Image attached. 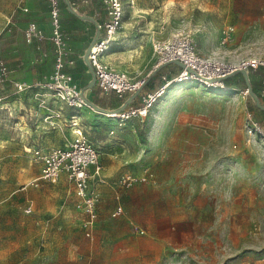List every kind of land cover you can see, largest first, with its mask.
<instances>
[{
    "label": "rangeland",
    "instance_id": "obj_1",
    "mask_svg": "<svg viewBox=\"0 0 264 264\" xmlns=\"http://www.w3.org/2000/svg\"><path fill=\"white\" fill-rule=\"evenodd\" d=\"M72 1L70 6L79 11ZM250 1L121 0L124 12L121 28L117 32L119 45L115 46L123 47L116 50L137 49L142 44L141 54L124 64L127 67L140 65L147 68L155 59V54L151 48V40L146 35L153 34L154 38L164 39L174 31L181 30L192 36L197 51L198 45L207 47L208 44L210 51H221L210 57L213 59L234 63L242 58L264 57V6L262 0H256L257 5L250 7ZM75 2L78 3L77 0ZM22 4L29 10L23 11ZM60 11L67 43H82L84 49L89 41V33L83 34L81 24L71 22L72 16L65 7L61 6ZM18 13L33 14L34 22L37 23L49 19V9L43 10L39 0H0V33L14 25L13 19ZM227 26H231L233 32L222 43L223 31ZM211 39H214V45L211 44ZM16 47L22 50L21 55L25 61L35 57L33 46L22 43ZM69 57L74 60V74L79 76L83 65L90 72L89 66L84 61L81 63L80 56ZM124 64L116 63L122 67ZM167 66L170 71L176 67L174 64H167L161 69ZM38 67L39 71L46 70L51 67V63L49 61ZM146 71L141 75L145 76ZM261 71L264 74V68ZM239 74L236 72L227 80L231 81ZM257 78L258 76L250 73L253 85ZM245 88L247 86L226 91H207L202 86L188 82L171 84L155 102L169 96L174 100L168 107L176 113L179 111L175 109H181L183 104L188 106L185 112L189 115L198 111L204 116L216 117L220 142H230L232 145L230 154L234 161L230 162L229 170L235 185L236 214L230 218L228 234L234 248L223 247V234H219L218 240L213 242L211 260L215 262L218 258L220 264H264V112L251 109L248 89L247 93L240 92ZM261 90L263 89L258 91V100L264 106V93L261 95ZM83 95L90 103L95 97L103 99L101 94H90L89 88L84 89ZM209 96L219 99L215 106L205 102ZM1 97L0 264H36L34 257L41 255L44 249L42 235L46 239L51 238V226L56 222H60V231H63L64 226L69 224V219L73 218L77 200L69 180L61 179L57 183H51L38 178L41 165L24 148L52 147L72 139L68 129L70 114L79 119L88 142L98 144L97 136H93L96 131L93 130V123L99 120L97 117L100 114L92 107L73 111L59 99H54L50 93L38 88L15 92L12 98L10 93L3 92ZM93 112L95 118L92 121L84 116ZM147 116L148 114L145 118ZM28 208L30 211L25 212ZM48 229L50 233L47 232ZM53 229H56V224ZM207 250L205 247V252Z\"/></svg>",
    "mask_w": 264,
    "mask_h": 264
},
{
    "label": "crops",
    "instance_id": "obj_2",
    "mask_svg": "<svg viewBox=\"0 0 264 264\" xmlns=\"http://www.w3.org/2000/svg\"><path fill=\"white\" fill-rule=\"evenodd\" d=\"M97 1L101 4L100 0ZM77 2L72 1L80 9L85 7L89 0ZM255 2L257 3L256 0H251L250 7H255ZM262 3L264 6V0ZM21 8L23 11L29 10L24 4ZM102 8L104 18L101 19L94 9L89 11L93 22L79 23L82 33H89V41L84 49L82 43H67L69 56H80L82 63L84 51L91 43L92 28L96 29L95 22L106 19L104 7ZM70 20L74 24L78 23L72 17ZM31 23L48 35L49 19L42 23L30 22L28 25ZM100 36L101 33L97 37ZM146 37L148 40L154 38L153 34ZM24 42V45L33 46L35 57L29 62L35 61L37 67L27 76H18L14 82L36 83L52 71L53 58L49 55L51 50L44 52L41 48L42 45L52 44L47 38L32 39L28 42L24 38ZM210 42L212 45L215 43L214 39ZM115 45H119L117 39L113 42L105 61L113 68L129 73L142 74L147 70L145 76H148L155 59L147 68L140 65L127 67L124 64L128 61V56L136 57L141 54L142 44L138 45L137 50L127 51L123 48L116 50L123 46ZM208 45H198L197 52L204 57L220 54L221 51H210ZM49 61L51 67L39 71L38 66L46 65ZM116 63L124 66H118ZM168 66L159 70V75L153 76L148 84L134 95L127 107L140 106L143 96L159 87L160 74L169 72ZM72 68L76 67L65 66L66 71L83 89L90 82L91 73L84 65L81 69L78 66L80 73L77 76L72 72ZM14 93H10V98ZM90 94L103 96V99L95 97L94 100L104 102L106 111L117 109L132 95L119 98L114 92L104 94L99 91L96 81L90 89ZM173 100L166 96L153 105L144 120L133 118L119 127L113 119L98 112L99 120L93 123V130H96L93 136H97L98 144L92 143L99 149L100 173L105 182L98 181L97 177L90 179L91 186L99 194L96 220L90 234L86 235L81 226L85 214L77 206L73 211V218L69 219V224L64 226L63 231H60V222H56L53 225L55 227L56 224V229L51 226V238L46 239L45 235H42L44 249L41 255L34 257L36 264H220L218 258L215 262L211 260L213 242L218 240L219 234H223V247L234 248L228 234L230 218L236 214L235 185L229 170L230 162L234 161L230 154L232 145L230 142H220L219 128L215 124L218 121L216 117L204 116L198 111L189 115L185 112L188 106L183 104L181 109H175L179 111L176 113L168 107ZM206 100L205 102L215 106L219 99L209 96ZM84 116L91 121L95 118L94 112ZM80 128L83 131L81 126ZM111 128L113 134L109 133ZM68 129L72 139L52 147L33 146L24 149L26 152H32L34 149L48 150L62 146L75 137L71 128ZM35 162L41 165L40 162ZM147 166L156 174L154 183L136 182L128 187H120L116 183L121 175L138 174ZM61 179L68 181L61 175L54 183ZM72 187L78 204L73 184ZM118 206L122 208V212L113 215ZM47 232L50 233V229ZM205 247L208 248L206 252Z\"/></svg>",
    "mask_w": 264,
    "mask_h": 264
},
{
    "label": "built area",
    "instance_id": "obj_3",
    "mask_svg": "<svg viewBox=\"0 0 264 264\" xmlns=\"http://www.w3.org/2000/svg\"><path fill=\"white\" fill-rule=\"evenodd\" d=\"M49 2V33L45 35L33 23L25 30L26 41L32 39L41 40L47 38L54 51L53 67L48 76L36 83H25L15 81L16 92L27 88L43 89L50 93L54 99H59L73 111H79L82 107L89 106L82 89L74 80L73 76L64 70L66 65H72L73 59L69 57V46L62 30L60 7L58 0ZM106 13V19L102 22H95V27L101 36L96 38L90 45L87 58L93 69L96 85L104 94L114 92L117 97L123 98L140 89L146 77L141 73H129L117 70L105 57L117 39V32L121 28L123 18V4L121 0H100ZM26 10V9H24ZM233 28L227 26L223 31L222 43L226 42ZM151 48L155 54V61L148 72V75L158 69L161 65L180 63L179 71L171 78L161 74V84L154 91L147 92L142 98V104L138 107H126L124 109L110 110L104 113L107 118L113 119L116 126H122L133 118L144 119L155 102L164 94L171 84H196L210 91H226L232 89L226 86L224 80L234 72L246 69H258L264 67V59L256 57L242 58L236 62H225L219 59L201 56L194 44L192 36L181 30H176L164 39L153 38ZM69 57V58H68ZM2 68L3 63H1ZM261 95L264 91L261 90ZM247 93V89L240 90ZM2 97H0L1 101ZM71 131L75 138L62 146L53 147L48 150L34 149L32 153L35 160L41 163L39 178L51 183L56 182L61 175H64L74 186L75 194L78 197V208L85 214L81 226L85 229L86 235L96 220V205L99 201V194L91 186L90 179L97 177L98 181L105 182L101 176L99 165V149L96 145L88 142L79 125V119L74 114L69 116ZM110 134L114 131L111 128ZM92 168V170H91ZM156 174L147 166L138 174H123L117 180L120 187H128L136 182L154 183ZM28 208L25 212H29ZM122 208L117 207L113 215L121 213Z\"/></svg>",
    "mask_w": 264,
    "mask_h": 264
},
{
    "label": "trees",
    "instance_id": "obj_4",
    "mask_svg": "<svg viewBox=\"0 0 264 264\" xmlns=\"http://www.w3.org/2000/svg\"><path fill=\"white\" fill-rule=\"evenodd\" d=\"M39 2H40V5L43 6V10L48 11V9H49L48 0H39ZM70 2H71V0H58L60 9H61V6L65 7V10L70 12L71 16L75 19V22H78V23L83 22V21L93 22L92 17L89 15V11L91 12L94 9L98 12V15L101 19L104 18L103 8L97 0H89V3L85 7H80L79 11H77L75 8H72L70 6ZM34 21H35V19H34L33 14L18 13L13 19L14 25L8 27L3 33L0 34V62L3 63V67H4V68H2V66L0 64V97H1V94L3 92L4 93H12L14 90H16V88L14 87V83H13L15 78H17L18 76H21V75L27 76L28 73L31 74L37 67V63L35 61H32V62L25 61V59H23L22 55H21L22 51L20 50L19 47H16V45H18V44L20 46L22 45V43L24 42L25 30L27 28V25H28V23L34 22ZM90 36L92 37L91 43L93 42V40L97 36H99L98 31L96 29H94V27L92 28V33ZM89 45L87 46V48L89 47ZM41 48L44 52H46L47 50L50 49L51 51H50L49 55L52 58H54V51H53L52 45L51 46L42 45ZM176 67L174 68L173 71H169L167 73H161V74H166L167 78H171L173 75H175L179 71V69ZM261 69H263V67H260L257 70H254L253 72H249V70H245V71H246V75H247V78L249 80V86H250V91H248V94L251 96V101H252V102L250 101L251 103L249 106L251 107V109L253 108V110L257 109V110L264 112V108L258 107L256 105L254 97H253L255 95L259 99L260 96H259L258 91H260V89L264 90V74L262 73ZM64 70H65V67H64ZM250 70H252V69H250ZM237 73H239V72H237ZM250 73L258 76V78L256 79L255 85H253L251 80H250ZM235 74L236 73L230 75L229 77L234 76ZM152 75H154V76L159 75V71H157L153 74H150L148 77H146V81L143 84L142 88L148 84V82L153 77ZM229 77H227L224 80V83L226 86H229L231 88H237V89L242 88L244 86H247L245 79H244V77H242L241 73L239 74V76L234 77V79L231 81L227 80ZM87 84L83 87V90H82L83 94H84V89L88 88ZM91 88H93V86ZM91 88H89V89H91ZM204 90H206V89H204ZM207 91H210V90H207ZM114 97H116V96H114ZM130 97H128L125 101H123L117 107V109H120V107L124 103H126V101ZM132 99H133V97L129 100V102L127 103L125 108L129 105V103L132 101ZM263 99H264V97H263ZM91 104L99 107L100 109H102L104 111L107 110L106 104L104 102L99 101L98 99L91 101Z\"/></svg>",
    "mask_w": 264,
    "mask_h": 264
},
{
    "label": "water",
    "instance_id": "obj_5",
    "mask_svg": "<svg viewBox=\"0 0 264 264\" xmlns=\"http://www.w3.org/2000/svg\"><path fill=\"white\" fill-rule=\"evenodd\" d=\"M88 51H89V47L87 48V50H86V52L84 53V55H83V61L89 66V68H90V73H91V80H90V82L88 83V85H87V87L88 88H91L92 86H94L95 85V74H94V72H93V69H92V67H91V65H90V63H89V60H88V58H87V55H88ZM176 65H178L179 67H181L182 65L180 64V63H178V62H174ZM163 65H161L158 69H161V67H162ZM236 72H239V73H241L242 75H243V77H244V79H245V82H246V85H247V89H248V91H250V86H249V80H248V78H247V75H246V71L245 70H239V71H236ZM236 72H234V73H236ZM153 73H155V71H153V72H151L150 74H153ZM149 74V75H150ZM148 75V76H149ZM227 77H229V76H227ZM226 77V78H227ZM145 81H146V79H145ZM145 83V82H144ZM143 86V85H142ZM142 88V87H141ZM140 88V89H141ZM140 89H138V90H136L134 93H132V95H131V97L126 101V103H124L121 107H120V109H118V110H121V109H124L125 108V106L127 105V103L129 102V100L132 98V97H134V95L135 94H137L138 92H139V90ZM83 90V89H82ZM83 92V91H82ZM254 97V100H255V103H256V105L258 106V107H261V108H264V106L263 105H261V103L259 102V100H258V98L254 95L253 96ZM87 101V100H86ZM88 102V101H87ZM88 105L90 106V107H92L95 111H97V112H100V113H105V112H107V111H104V110H102V109H100L99 107H97V106H95V105H92L90 102H88Z\"/></svg>",
    "mask_w": 264,
    "mask_h": 264
},
{
    "label": "bare ground",
    "instance_id": "obj_6",
    "mask_svg": "<svg viewBox=\"0 0 264 264\" xmlns=\"http://www.w3.org/2000/svg\"><path fill=\"white\" fill-rule=\"evenodd\" d=\"M153 39V38H152ZM137 50V49H136ZM134 56V55H133ZM132 55H130V56H128L127 57V59H128V61H130V60H133L134 59V57H133ZM132 62V61H131ZM131 64H133V63H131ZM96 81V80H95ZM86 107H90V106H85V107H82V108H86Z\"/></svg>",
    "mask_w": 264,
    "mask_h": 264
}]
</instances>
